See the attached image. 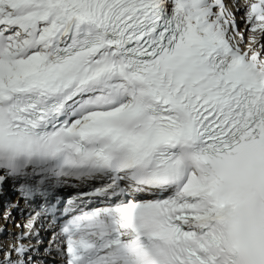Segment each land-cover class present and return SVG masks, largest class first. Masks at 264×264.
Returning <instances> with one entry per match:
<instances>
[{
    "label": "snow or ice",
    "instance_id": "1",
    "mask_svg": "<svg viewBox=\"0 0 264 264\" xmlns=\"http://www.w3.org/2000/svg\"><path fill=\"white\" fill-rule=\"evenodd\" d=\"M0 220V264H264V0H0Z\"/></svg>",
    "mask_w": 264,
    "mask_h": 264
},
{
    "label": "bare ground",
    "instance_id": "2",
    "mask_svg": "<svg viewBox=\"0 0 264 264\" xmlns=\"http://www.w3.org/2000/svg\"><path fill=\"white\" fill-rule=\"evenodd\" d=\"M242 27H243V25H242ZM13 213H15V212H13ZM16 213H18V211H16ZM13 217H15V218L17 219V223H21V222H22L20 216L17 217L16 215H14ZM0 224H3V220H0ZM7 229H10V230H12V231H15V229L12 227L11 224L7 225Z\"/></svg>",
    "mask_w": 264,
    "mask_h": 264
},
{
    "label": "rangeland",
    "instance_id": "3",
    "mask_svg": "<svg viewBox=\"0 0 264 264\" xmlns=\"http://www.w3.org/2000/svg\"><path fill=\"white\" fill-rule=\"evenodd\" d=\"M241 27H242V25H241Z\"/></svg>",
    "mask_w": 264,
    "mask_h": 264
}]
</instances>
